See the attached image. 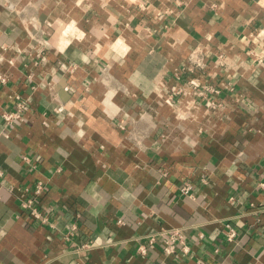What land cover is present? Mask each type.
Here are the masks:
<instances>
[{"label": "crops", "instance_id": "1", "mask_svg": "<svg viewBox=\"0 0 264 264\" xmlns=\"http://www.w3.org/2000/svg\"><path fill=\"white\" fill-rule=\"evenodd\" d=\"M0 76V264H264V0H0Z\"/></svg>", "mask_w": 264, "mask_h": 264}, {"label": "built area", "instance_id": "2", "mask_svg": "<svg viewBox=\"0 0 264 264\" xmlns=\"http://www.w3.org/2000/svg\"><path fill=\"white\" fill-rule=\"evenodd\" d=\"M190 63L192 64L190 68H188V70L190 71V73H194L195 71H197L198 69H202L203 68V63L200 61V59H196L195 56H193L192 54L190 55L189 58ZM182 73H185L184 69H181L177 74L178 76ZM5 79L4 77L0 76V83H4ZM190 84L192 85V87L197 91L200 92V88L199 85L197 84V82H195L194 80H190ZM208 89V88H206ZM209 91H211L212 93H215L216 91L214 89H208ZM14 104H15V108L11 109V110H4L1 113V120L4 123L5 126H10L13 123L21 120V115L22 112L24 110V108L26 107V101L20 99L19 97H15L14 100ZM216 104L211 103V107L215 106ZM0 175H1V171H0ZM264 183L260 184L259 186H263ZM179 191L182 195L184 196H188L193 198V193H192V186L188 183V182H182L179 184ZM45 189V183L42 181H37L35 183V187L34 189L31 190V192L29 190H27V188H25L24 192L26 194H29V196L23 201L22 203V209L24 211H29V217L31 218H38V219H42L43 222H46V219H44L41 216V213L37 210L36 206H35V202L36 199L43 193ZM227 233H226V239L228 242H231L234 240L235 236H236V232L234 231V229L230 226L227 225ZM76 231V226H73L70 231L67 234V239L69 237H72L74 235ZM158 237V239L161 241L164 249L167 251V253H175L178 249L180 251H182L183 253L187 252V246H186V240H185V235L182 231L181 228H174V227H162L160 228L156 235L154 234H150V235H146L145 240H146V246L148 245H152L156 242V238ZM89 245H83L81 246V248H85L88 247ZM146 246L145 244H142L139 246V251L141 254H145L146 251Z\"/></svg>", "mask_w": 264, "mask_h": 264}]
</instances>
